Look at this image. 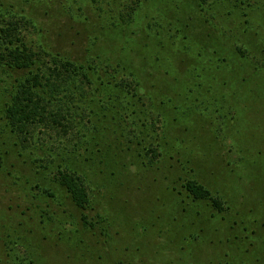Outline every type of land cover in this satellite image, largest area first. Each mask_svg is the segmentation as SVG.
Masks as SVG:
<instances>
[{
	"label": "trees",
	"instance_id": "obj_1",
	"mask_svg": "<svg viewBox=\"0 0 264 264\" xmlns=\"http://www.w3.org/2000/svg\"><path fill=\"white\" fill-rule=\"evenodd\" d=\"M16 1L36 7L16 12L0 5L2 173H8L12 155L1 136L9 135L22 150L24 165H54L59 158L57 184L87 211L95 201L102 206L105 198L92 200L86 163L104 164L125 137L137 144L136 157L145 161V169L154 173L163 164L173 170L171 178H164L165 191L176 211L182 203L191 206L182 219L203 218L204 212L192 208L200 207L214 211L212 217L229 215L227 225L233 222L234 232L249 233L250 225L264 222L261 202L251 212L249 205L236 211L237 199L264 190V122L253 124L264 111V32L256 30L264 26V10L258 1L228 0L229 7L225 0ZM36 9L53 13L56 25L65 19L79 27L70 37L83 45L79 57L49 49L38 40L41 32L33 37ZM252 132L261 138L257 141ZM39 145L47 147L45 159L36 152ZM44 184L36 189L52 197ZM42 219L45 226L50 224L45 219L53 222ZM10 226L0 223V230L10 231ZM24 230L28 233L16 235L15 228L5 237L0 232L9 248L0 264L39 262L33 232ZM227 235V244H216L217 249L227 246L218 264H253L264 257L263 234L257 235L252 256L246 252L250 238L239 242L233 232ZM15 249L24 251V259L18 252L13 258Z\"/></svg>",
	"mask_w": 264,
	"mask_h": 264
},
{
	"label": "rangeland",
	"instance_id": "obj_2",
	"mask_svg": "<svg viewBox=\"0 0 264 264\" xmlns=\"http://www.w3.org/2000/svg\"><path fill=\"white\" fill-rule=\"evenodd\" d=\"M59 1L55 0L54 3ZM63 1L66 0L61 3ZM225 1V5L229 7L228 0ZM257 1L264 10V0H250L253 5H256ZM0 5L16 12L29 11L36 7L33 4L21 6L16 0H0ZM221 8L225 10L224 7ZM36 11L37 28L31 31L35 32L32 33L33 37H37L36 33L41 32L43 38L38 40H42L49 49L79 57L83 45H77L75 38L70 39L76 35L79 27L68 24L69 21L65 19H60V27L52 17L53 13L48 15L40 9ZM222 20L219 18V21ZM62 24L69 27H62ZM231 27H235V24H231ZM256 30L263 33L264 26ZM67 33L71 35L66 37L68 41H61V36L65 37ZM72 51L76 52V55ZM1 89L2 86L0 91ZM3 98H7L6 95ZM261 104H264V100ZM259 122H264V111H261L259 119L253 121V124ZM1 125L0 120V130ZM113 128L120 132V126ZM254 135L257 141L262 136L261 133H253ZM1 138L4 150H9L12 155L7 162L8 173L0 171V223L10 224L12 230H0L1 237L14 233L15 228L20 231L16 235L21 232L27 234L25 228L30 230V233L33 232L31 237L39 248L37 252H40L37 264H116L119 260L131 264H210L212 261L218 264L217 256H223L227 252V246L217 249L216 244L220 246V241L227 244L226 239L230 236L227 234L233 232L232 238L238 235L239 242L250 238L246 245L249 256H252L253 245L258 241L257 235H264V222L257 223L256 227L250 225L249 233H239L237 230L234 232V223L227 225L229 215L212 217L214 211H205L200 207L192 208L198 210L199 214L204 212L203 218L197 217L198 220L192 223L191 220L182 219L186 215L184 212L191 206L180 202L181 206L176 211L173 206L176 203L165 191L169 184L164 178H171L170 172L173 170L170 171L163 164L159 165V169L154 168V173L145 169V161L142 162L143 160L136 157L137 144L129 138L120 137L118 147H113L109 153L111 156L103 159L104 164L100 160L95 162L96 164L93 161L86 163L84 171L91 182L90 188L94 196L92 200L101 196L105 198L101 200L102 206L95 201L87 211L79 210L65 190L57 184L54 173L57 171V165L62 163L59 158H56L54 165L41 164L39 161L34 164L30 161L24 165L25 156L21 155L22 150L14 146L16 139L9 135ZM36 152L41 159H45L44 155L49 154L47 147L41 145L36 147ZM115 162H119V165H114ZM106 163L110 167H105ZM15 171H21L24 176H19ZM9 172L12 173L11 176ZM42 183L50 188L52 197H45L39 192L40 189H36ZM263 191L256 189L253 193L244 194L247 200L237 199L236 211H243L249 205L248 212H251L254 205H259L258 202L264 204V194L261 195ZM180 199L187 202L185 196ZM42 216L51 217L49 220L53 222L45 219L46 223L50 224L43 225ZM240 219L238 216L237 220ZM22 223L24 228L19 227ZM177 224L185 225L179 236L173 235V231L177 232ZM222 234L227 236L219 237ZM190 242L193 244L189 245ZM5 244L6 240L0 239L2 260L7 259L9 250ZM46 244L52 245V248ZM209 244H213L212 247ZM43 245L45 250L40 251ZM13 252V258L18 254L19 258L25 257L24 251L21 253L15 249ZM263 258L261 257V260ZM258 259L253 264H264V261L260 263L261 260Z\"/></svg>",
	"mask_w": 264,
	"mask_h": 264
}]
</instances>
